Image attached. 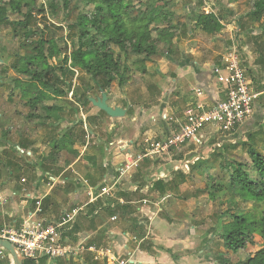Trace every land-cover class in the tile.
<instances>
[{
	"label": "rangeland",
	"instance_id": "374dc122",
	"mask_svg": "<svg viewBox=\"0 0 264 264\" xmlns=\"http://www.w3.org/2000/svg\"><path fill=\"white\" fill-rule=\"evenodd\" d=\"M49 1L36 0V5H43L46 9ZM126 1L132 6V18H143L155 8L161 14L167 13L169 18L163 21L162 14L158 23L149 26L154 30L151 40L156 42V54L149 58H145L144 54H124L115 46H110L114 58L119 57L120 66L125 68L124 83L119 85V78H115L107 93L111 108L125 109V115L120 118L105 116L92 105H89L87 114L81 112L84 107L76 103L73 92L76 90L77 95L82 93V77L88 75L78 68H71L73 75L68 74L69 64L64 66L62 63L64 55L48 60L50 73L47 76L49 85L44 89L45 97L35 108L31 106L30 100L36 93L28 89L29 78L17 73L15 68L20 64V57L31 52L33 44L30 43L38 37L35 35L25 40L21 34L14 35L12 30L15 28L10 23L22 18L10 11L6 13L9 23H0V183L6 182L8 177L16 179L18 174L26 183L20 186L17 181L16 187L30 194L29 197H23L22 192L21 195L10 193L2 196L9 202L0 208L4 210L0 212V225L9 227L13 217L19 223V216L34 211L38 201L44 208V212L39 213L42 218L55 220L64 209L80 208L86 212L89 199L80 188V182L110 189L113 196L105 197L110 201L124 192L135 193V187L156 189L155 184H159L157 190L164 195L158 203L161 207L177 203V219L190 233L189 238L176 247L175 257L179 262L238 264L264 248L263 240L253 234L244 250L232 254L222 244L224 226L231 221L232 215L254 214L257 220H261L264 203L240 200L229 195L225 187L217 190L216 186L226 185L232 164L240 162L249 165L250 169L251 161L247 154L250 146L264 157V106L261 113L253 115L246 125L237 130L220 132L207 127L177 149L142 159L136 168L127 170L126 174L120 175L117 165L129 164L128 153L131 159L137 158V155L152 150L156 143L165 139V128L170 127L162 124L160 115L167 111V115L171 116L172 110L175 117L181 116L184 108L196 103L193 88L204 90L207 100L213 98L216 83L212 67L229 49L238 53L252 85L264 84V14L258 21L251 18L254 0ZM93 9L89 0H69L68 9L61 10L56 19L46 13L45 16H37L33 23L39 29L46 26V35L62 37L59 46L62 52L69 55L73 47L78 46L80 32L77 17L82 14L90 17ZM203 13L214 14L223 23V29L210 34L196 27V18ZM52 23H60L57 25L62 30L48 27ZM160 30H166L168 34H163L165 37L161 38ZM90 34H95V31L91 30ZM61 72H64L63 77ZM16 81L19 82L18 87ZM68 83H71L70 91H67ZM87 95L92 98L101 96L97 88ZM69 102L79 108V115L72 116ZM52 106L61 108L59 118L47 113L46 108ZM150 111L156 112L152 113L154 119L149 118ZM88 116L92 128L89 130L84 124L86 138L81 140L82 127L70 124L69 119L78 117L85 122ZM63 117L66 120H60ZM69 129L75 143L72 145L69 139L63 149L53 148L62 133ZM105 156L115 157V163L110 165L104 161ZM111 168L113 175L109 177L107 173ZM251 174L254 175L252 171ZM33 184L35 188L31 187ZM48 189L54 199H42ZM133 193L131 198L146 197L149 202L158 200L147 193ZM13 209L15 216L10 214ZM140 216L146 223L149 221L144 212ZM76 222L79 233H65L69 244L76 246L82 239L81 235L85 236L90 231L95 233L88 235L87 244L92 242L97 247L103 244L102 227L98 229L96 219L78 216ZM134 231L140 237L138 233L144 234L147 224L139 222ZM90 254H79L77 258H71L70 264H81L79 256L90 260ZM8 260L12 264L10 256L0 250V261Z\"/></svg>",
	"mask_w": 264,
	"mask_h": 264
},
{
	"label": "trees",
	"instance_id": "16d2710c",
	"mask_svg": "<svg viewBox=\"0 0 264 264\" xmlns=\"http://www.w3.org/2000/svg\"><path fill=\"white\" fill-rule=\"evenodd\" d=\"M94 6L93 14L88 17L83 14L77 17V26L79 28L78 46L73 47L71 53L68 55L61 51L59 46L62 41V37L56 38L53 35H46V26L39 29L34 25V21L37 16H45L48 13L52 19H56L58 13L61 10H67L69 0H50L46 4V9L43 5L37 6L36 0H0V23L8 24L9 21L6 18L7 11L21 17L22 20H16L10 24L14 26V35L21 36L25 40L32 39L35 35L38 37L30 44H33L31 52L28 55L20 57V64L15 68L17 73H21L25 77H28V89L34 90L35 96L30 100L31 106L34 108L44 99V89L49 85L47 76L50 73V66L48 64L49 59H53L56 56L64 55L63 65L69 67L67 73L73 75L71 68H78L84 70L88 76L82 77L84 90L79 95L76 94V90L73 92V98L76 99V103L84 107L83 114H87L88 107L91 105L89 102V96L87 93L91 92L94 88H97L99 92L103 91L108 93L109 87L115 80L119 78L118 84L124 83V70L120 63L119 57L114 58L113 51L110 46H115L120 52L128 54L129 52L136 55H145V58H149L156 54V42L151 40V33L154 30L149 29V26L156 23L163 15V21L169 18V15L161 14L158 9H152L150 12L144 14L142 17H131L130 8L132 7L126 0H89ZM254 10L251 13V18L254 21L260 20L264 14V0H254ZM195 26L200 28L206 33H216L223 29V23L212 13L200 14L196 18ZM158 23V22H157ZM48 27H55L58 30H62V27L52 23ZM34 25V26H33ZM56 25V26H54ZM95 31V34H90V31ZM166 30H160L159 35L161 38L168 34ZM168 36H171L168 35ZM259 48V46H258ZM54 69V68H53ZM66 72V68H65ZM56 75V72H54ZM62 77L64 72H61ZM88 77H91L90 79ZM56 80L59 81L56 76ZM18 87V81L15 82ZM57 90V88L55 89ZM71 90V83L67 84V91ZM26 94V91H22ZM71 108L72 116L79 115V108L74 106L73 102L68 103ZM49 115L59 118V112L61 108L47 107ZM101 114L107 116L104 112L99 111ZM75 119V120H74ZM73 120L69 119L70 124L81 126L83 129L84 124L91 130L92 122L86 117L85 122L81 118L75 117ZM60 120H66L65 117ZM86 138V132L82 130L81 140ZM72 145L75 143L72 141V133L69 130H65L59 137V142L56 143L53 148L61 150L65 147L66 140H69ZM58 143H62L61 146H57ZM247 154L251 161L250 169L249 165L237 162L230 166L231 172L228 175L227 183L225 186H216V189L225 187L229 195L236 197L246 202H252L255 204L264 203V157L255 151L253 147L247 149ZM254 173L252 176L251 171ZM16 179L20 176L17 174ZM159 184H155V188L159 189ZM139 187V186H138ZM141 192V188L135 192V195ZM99 189L95 192L97 195ZM142 193V192H141ZM120 198L128 199L126 193H121ZM139 196V195H137ZM141 197V196H140ZM141 199V198H140ZM126 201L125 203H128ZM86 212L81 211L79 216H83L86 219L94 218L100 221L101 219L110 220L112 217L125 218L130 213V207L126 204H120L116 200H109L104 197L98 198L94 203L86 206ZM76 224L69 231L77 235L79 233V227ZM253 234L260 236L264 243V217L261 220H257L254 214L245 215H232V219L224 226L223 231V243L226 250L232 254H236L246 248L247 243L251 242ZM3 251V250H2ZM6 255L8 253L4 251ZM90 259V258H89ZM71 258L65 259V261H57L55 264H70ZM36 262L32 260H24L23 264H34ZM0 264H10L8 262H1ZM36 264H45V260H41ZM84 264H91L90 260L86 259ZM238 264H264V248L260 249L253 255L245 258Z\"/></svg>",
	"mask_w": 264,
	"mask_h": 264
},
{
	"label": "built area",
	"instance_id": "2783aa9c",
	"mask_svg": "<svg viewBox=\"0 0 264 264\" xmlns=\"http://www.w3.org/2000/svg\"><path fill=\"white\" fill-rule=\"evenodd\" d=\"M240 62L238 53L233 49H229L219 62L212 67V74L216 83V98L212 99L213 101L207 100L204 90L193 88L196 103L184 108L179 117H175L174 112L170 109L171 116L167 115V111L163 115L161 114L160 121L162 124L165 127H170L169 129L168 127L165 128L167 133L165 139L158 142V144L156 143V147H153L152 150L137 155V158L131 159L128 153L126 156L129 164H120L119 170H117L120 172L119 174H126L127 170L130 169L131 171L136 168L142 159L181 147L207 127L216 128L220 132L237 130L252 118L257 106L263 109L264 84L253 86L247 76L246 69ZM149 113H151L149 118L154 119L152 113L156 112L150 111ZM24 183L26 181L22 179L21 184ZM79 186L87 195L88 204L94 203L98 198L113 196V194H110V189L102 188V186L91 187L85 182H80ZM98 189L99 193L96 195L95 192ZM23 191L24 196L29 197L25 189ZM115 200L123 204L121 199L116 198ZM140 201L144 205L148 203L146 200ZM40 202L36 203V209L27 214L26 218L19 224L14 223L9 227H0V240L11 243L24 260H32L36 263L45 260V264H55L57 261L77 258L79 254L89 252L94 254L95 260L106 259L111 264H136L133 260L117 261L109 247H97L91 242L87 244L89 238L87 236H81L82 239L76 246L69 244L66 241L65 233L73 228L75 220L82 209H64L57 219L52 220L40 217ZM110 220L116 221L117 219L112 217ZM133 241L137 240L133 238Z\"/></svg>",
	"mask_w": 264,
	"mask_h": 264
},
{
	"label": "crops",
	"instance_id": "0c3cea01",
	"mask_svg": "<svg viewBox=\"0 0 264 264\" xmlns=\"http://www.w3.org/2000/svg\"><path fill=\"white\" fill-rule=\"evenodd\" d=\"M216 96L217 94L215 91L212 99H215ZM107 104H108V97H107ZM256 108L257 109L254 115L258 114L259 111L260 113L262 111L261 107L257 106ZM246 123L247 122H245L244 124L246 125ZM105 159L104 161H107V163H109L110 165L115 163L113 162V160L115 161V157L105 156ZM119 165L120 164H118L117 166ZM112 170L113 168L109 170L107 176L111 177L113 175ZM22 179L24 178L20 177L19 179H15L8 177L6 182L2 181L0 183L1 184L0 188L2 189L0 190V199H1L0 208H3L6 205V203L9 202L8 199L2 196L9 195L10 193L11 195L15 196L17 193L20 192H22V196L24 195L23 189L20 191L19 186L16 187L17 181H18V185L20 186L24 185L21 184ZM31 187L35 188V185L34 184L31 185ZM138 188L140 187H135L134 192H136ZM141 192L144 194L147 193L150 196H155L157 197L158 200L155 202L148 201V203L150 204L149 206H139L138 203H141L140 200L147 201L146 197H143L141 199L131 198L133 192H124L128 196L127 200H125L122 197L120 198V196L117 198L121 199V201H123V204H126L130 207L129 210L130 213L125 218L118 217L117 218L118 222L115 223H111L110 222L111 220L101 219L100 221H98V219H96L98 224V229L102 227V231H103V232L101 231L103 233L102 236L103 244L101 243V247L111 248V251L113 252V255L116 257L117 261L133 260L136 262V264H184L181 261L179 262V260L175 257L176 247H178L179 244L183 243L185 239H188L190 233H187L186 230L182 227V224L184 223H181L182 221H179L177 219L179 213L178 212L179 208H177L178 204L174 203L172 205H166V206L162 205L161 207L158 202L162 201L161 199L162 196L164 195V192L158 191L157 189H152L149 186L142 187ZM50 193L51 190L48 189L47 192L42 196V199L47 197L54 199L52 196H50L51 195ZM133 194L135 195V193ZM19 195H21V193ZM126 201L129 202L125 203ZM40 210L44 212V208L42 209V206H40ZM0 212L3 213L4 210L3 211L0 210ZM15 212H16L15 209H13V211H11L10 214L15 216ZM143 212L146 214V216L148 215L149 217L148 218L149 221H147V223L146 220L142 219L141 218L142 216H140V214H143ZM26 216L27 214L19 216L21 217L19 223L23 219H25ZM17 220L18 219L13 217L10 226L13 225L14 223L19 224L17 223ZM139 222L141 223L144 222L145 224H147V231L144 234H141V232L138 233L140 237L134 234L135 233L134 226L138 225ZM3 226L4 225H0V227ZM94 233H95L94 231H90L86 235L87 237H89L88 235H92ZM81 236H84V234H82ZM133 238H135L137 241H133ZM91 244L94 243L91 242ZM94 257H95L94 254L91 253L90 254L91 264H111L106 259L95 260ZM79 258H80L79 259L80 263L84 264L86 259L82 257ZM187 263L188 262H186V264Z\"/></svg>",
	"mask_w": 264,
	"mask_h": 264
},
{
	"label": "water",
	"instance_id": "95a60500",
	"mask_svg": "<svg viewBox=\"0 0 264 264\" xmlns=\"http://www.w3.org/2000/svg\"><path fill=\"white\" fill-rule=\"evenodd\" d=\"M100 94V98L89 97L88 100L92 106L104 112L110 118H120L125 115V109H121L118 107L111 108V106L107 104V95L105 92L101 91ZM0 250H4L8 253L11 258L12 264H23L24 258L21 256L19 251L8 241L0 240Z\"/></svg>",
	"mask_w": 264,
	"mask_h": 264
}]
</instances>
